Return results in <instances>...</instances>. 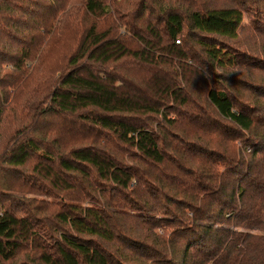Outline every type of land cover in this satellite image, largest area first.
<instances>
[{"label": "trees", "instance_id": "trees-1", "mask_svg": "<svg viewBox=\"0 0 264 264\" xmlns=\"http://www.w3.org/2000/svg\"><path fill=\"white\" fill-rule=\"evenodd\" d=\"M243 16L205 0H0V264L116 263L121 238L140 264H264V94L251 83L242 100L225 84L238 74L215 71L240 66L226 40ZM102 182L106 209L89 194ZM223 199L233 228L212 233L200 221ZM156 206L215 242L171 257L174 231L153 232L163 248L139 240ZM111 208L140 224L133 237Z\"/></svg>", "mask_w": 264, "mask_h": 264}, {"label": "rangeland", "instance_id": "rangeland-1", "mask_svg": "<svg viewBox=\"0 0 264 264\" xmlns=\"http://www.w3.org/2000/svg\"><path fill=\"white\" fill-rule=\"evenodd\" d=\"M208 2L209 5H215V6H229V5H240L244 9V16L241 24V28L239 30L238 36L236 38H233L231 40H226L228 42V45H230L236 53L241 55V61L240 66H236L235 68H230L226 71H221L217 68H215V71L218 73V79L220 80V73H228L230 71L236 72L238 75L235 76H230V79L228 82H226V85H229L230 90L233 92V94L237 95L239 98H242V100H250L252 99L249 94V90L247 89L249 86H251V83H254L258 86V89L260 90L259 93L264 94V0H205ZM226 42V43H227ZM205 59V56H203ZM263 67V68H261ZM210 75L209 73H206V77ZM240 77L241 80L240 81ZM210 76L209 78L207 77V81L210 82ZM223 82V80H221ZM220 82V83H222ZM246 84V85H245ZM224 85V84H222ZM254 91V90H253ZM256 95V99H260L262 102H264V97H259L257 96L258 93H254ZM208 107V106H207ZM209 108V107H208ZM175 118V115L173 112L169 114V117ZM156 120H159L158 122L154 123V127L156 128L157 125H162L164 123V118L160 116H155ZM249 136V134H248ZM253 135H251L252 137ZM255 137V136H253ZM260 136H257V140L260 141ZM256 140V138H255ZM240 145V143H239ZM191 161H194L195 159H198V156H191ZM182 163L184 164L183 168L185 170L188 169L189 165L191 164L190 161H185L182 160ZM220 170L223 169L221 166H219ZM183 171L180 170V175H182V178L187 180L184 175L182 174ZM178 175V177L180 176ZM241 180V178L239 179ZM228 186H230V183H226ZM101 187L104 188L102 192L97 191V190H91L89 191V194L91 196V201L96 202L98 201V205L101 206L102 208L104 207V203H112V196L109 199V195L112 194V191L109 187L108 182H102ZM146 194V191L143 192L142 197H144ZM24 197V201H34L35 205L40 206V201H44V203H50V198L48 197H40L38 195H20ZM141 197V198H142ZM157 198V204L155 205H160L165 203V198L163 197H156ZM229 199H223L220 201H210V206L212 208V211L210 213H214L212 215L203 217V219L200 221L201 223H204L205 227H212V233H215L217 230H223V229H232V225H229L227 223L228 218L227 217H222V218H216L218 217L217 215L221 213L223 215L227 211V205L230 201ZM171 205V204H170ZM156 206V212L154 216L150 217L151 220L148 222L145 226L142 225V227L139 228V230L142 231V236L137 237L139 240H144L145 242L151 244L152 247H158V248H163V244L161 245H153L152 242L154 241V234L153 232L160 237H169L172 231H174V234H171V237L175 239L178 242L177 249L171 253V251H168V255H171V257L177 256L180 257L182 255L183 249L186 247L189 242H192L191 244H196L198 247H207L212 245L215 241L214 238L212 237V240H208L207 243L203 242H196L192 241L190 239H198L201 234L198 232H191L189 229H192L190 226H187V224L183 226L176 225V218H173L171 215L168 216H163L164 218L157 216V215H162L163 212H161V209ZM224 206L222 209V212L219 211L220 207ZM106 209V208H105ZM112 212H116L118 214H113L116 215V219L118 216L120 218L119 221H121L120 227L122 230V233H124L127 237L132 235L133 232H137V225L140 226V224L133 222L131 220L125 219L127 217L126 214L122 213L121 209H116V208H111L110 209ZM173 211L175 209L173 208ZM193 217V215H190ZM160 217V218H159ZM159 223L160 225L156 224ZM219 236V235H218ZM216 236V237H218ZM192 237V238H191ZM211 239V237H210ZM126 246V247H125ZM128 243L127 238H121L120 240L115 243L114 248H111V250L116 254L119 258L118 262L114 263L111 262V264H140L139 260L137 258H131L126 259L124 257L123 253L127 252L129 253L128 250L132 251L135 255H138L140 252L131 250ZM120 248V252H117L116 248ZM128 249V250H127ZM136 249V248H134ZM138 250V249H136ZM164 250V249H163ZM123 251V253H122ZM165 251V250H164ZM148 253V252H146ZM124 259V262H123ZM25 264H31L29 261L25 262ZM144 264H150L149 262L146 261ZM156 264H166L164 261L158 260Z\"/></svg>", "mask_w": 264, "mask_h": 264}]
</instances>
